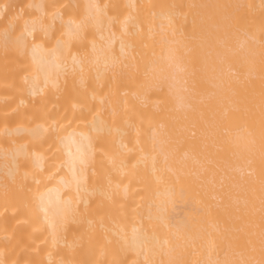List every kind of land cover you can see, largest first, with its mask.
<instances>
[{
  "label": "bare ground",
  "instance_id": "bare-ground-1",
  "mask_svg": "<svg viewBox=\"0 0 264 264\" xmlns=\"http://www.w3.org/2000/svg\"><path fill=\"white\" fill-rule=\"evenodd\" d=\"M0 264H264V0H0Z\"/></svg>",
  "mask_w": 264,
  "mask_h": 264
}]
</instances>
